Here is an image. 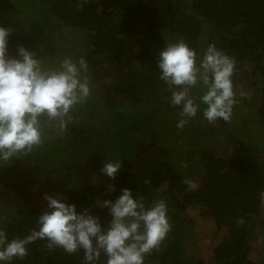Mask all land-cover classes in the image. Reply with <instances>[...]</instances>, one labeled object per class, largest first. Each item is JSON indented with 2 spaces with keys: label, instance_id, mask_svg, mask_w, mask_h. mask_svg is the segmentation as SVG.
Returning <instances> with one entry per match:
<instances>
[{
  "label": "trees",
  "instance_id": "1",
  "mask_svg": "<svg viewBox=\"0 0 264 264\" xmlns=\"http://www.w3.org/2000/svg\"><path fill=\"white\" fill-rule=\"evenodd\" d=\"M184 17L191 26L185 31L188 34L179 37L190 47L202 54L214 43L235 58L236 123L223 119L209 123L203 117L206 106L201 96H193L200 106L196 117L186 118L182 130L176 126L182 106L172 105V90L159 79L157 59L166 42L177 37L172 26ZM0 25L14 31L9 36L10 56L23 45L45 58V64H53L54 57L47 59L42 37L56 32V50H60L56 59L84 57L91 74V95L100 100L92 103L90 97L72 110L81 132L68 125L64 136L46 140L41 149L0 166V184L7 177L27 173L24 168L29 163L40 173L56 166L65 202L75 204L78 212L88 208L105 227L111 216L107 208L96 204L97 199L114 201L127 187L146 204L165 200L172 230L158 250L145 256L144 264H190L187 249L193 223L187 208L192 207L199 217L225 230L212 249L210 264H258L248 254L250 235L256 225L263 224L259 213L264 191V0H0ZM66 36L75 40L66 43ZM247 102L251 104L245 114ZM237 123H242L244 138L260 155V162L213 158L200 151L187 153L188 168L172 161L175 143L186 139L183 134L193 139H187L190 142L212 139L240 146V134L234 131ZM109 158L122 163L115 179L101 176L100 184L85 188L60 177L82 168H98ZM199 162L204 170L191 189L183 181H189L192 173L197 175ZM109 184L114 191H108ZM17 205L15 214L0 215V228L9 240L38 228L37 218L45 208ZM240 219L243 224L238 223ZM46 244V240L35 241L28 245L23 260L10 264H86L83 250L71 255L62 248L49 252ZM106 261L102 253L93 264ZM192 263L204 264L200 259Z\"/></svg>",
  "mask_w": 264,
  "mask_h": 264
},
{
  "label": "clouds",
  "instance_id": "2",
  "mask_svg": "<svg viewBox=\"0 0 264 264\" xmlns=\"http://www.w3.org/2000/svg\"><path fill=\"white\" fill-rule=\"evenodd\" d=\"M13 32L0 25V166L41 149L46 140L67 134L72 110L91 97L89 66L84 57L65 56L58 64H45L23 45L10 56L9 36ZM157 66L159 79L172 90V105L182 106L178 129L188 123L186 118L197 115L200 106L191 95L197 86L202 88L200 100L206 106L203 117L209 123L230 121L238 102L232 79L235 58L214 43L199 54L177 36L160 50ZM46 130L53 135H46ZM121 167L118 158H109L101 172L115 179ZM183 182L190 183L187 179ZM107 189L114 191V186L109 184ZM43 198L47 205L37 218L38 228L28 235L9 240L0 228V264L23 260L28 245L37 240H46L49 252L62 248L71 255L83 250L86 264L99 260L102 253L106 264H144L145 256L158 250L172 230L165 200L146 204L127 187L114 201L97 199L96 204L107 208L111 216L106 227L88 208L78 212L75 204L66 203L62 193H45ZM260 199L264 203V191ZM238 223L243 224V219Z\"/></svg>",
  "mask_w": 264,
  "mask_h": 264
},
{
  "label": "rangeland",
  "instance_id": "3",
  "mask_svg": "<svg viewBox=\"0 0 264 264\" xmlns=\"http://www.w3.org/2000/svg\"><path fill=\"white\" fill-rule=\"evenodd\" d=\"M187 19L184 17L182 21H179L178 24L173 25L176 30L175 36H180L185 33L187 29L191 26L186 23ZM63 31V30H62ZM61 31V32H62ZM62 37H64V33L62 32ZM57 36L56 32L48 33L46 36L42 37L43 46L46 49L45 54L47 55V59L53 58V64H58L59 61L56 59V55L60 53V50H56L57 44ZM72 40L75 39L72 37ZM70 38L66 36V43H69ZM45 58L43 59V61ZM90 70V69H89ZM90 74V71H89ZM91 75V74H90ZM200 87L197 86L193 88L191 91V95L194 97L201 96ZM247 98L251 96V93L248 92ZM92 93V103H99L100 100L98 98L95 99V96ZM241 95V94H240ZM251 103H244V112L247 114L248 110L246 109ZM238 116L232 112L230 123H236ZM173 120V117H172ZM242 123H237L234 126V131H238L239 138L241 140V145L237 147V145H221L218 141L212 139H205L201 141V143L190 142L189 140H193L192 138H187L188 135L183 134L182 137L186 138L179 140L175 143L174 152L172 155V161L175 162L180 168H188L190 164L187 161V153L190 151H200L201 155L210 156L213 158H228V157H240L246 159H252L256 162H260V155L256 154L254 150L249 148L250 141L245 139L244 130H242ZM70 127L75 129L76 133L81 132L78 129L77 120L73 119V121L69 124ZM258 127V125H256ZM241 129V131H239ZM264 134V133H263ZM46 135H53L52 132L46 130ZM64 136V135H63ZM66 151L61 152L63 155H66ZM264 158V156L262 157ZM262 164V162H261ZM186 165V167L184 166ZM27 173H20L15 177H10L5 179L2 184H0V212L1 217L4 215H8L9 213L15 214L18 210V205L23 204L28 208L30 207H46L47 201L44 200V194L47 193L49 195H55L60 191V179L59 174L61 173L58 168L52 167L47 169L46 173H40L36 170L34 171L31 164L27 165ZM60 166V165H57ZM197 167L200 169L197 172V175L192 173V177L189 179V188L194 189L199 183V172L204 170V164L199 162ZM102 166L98 168L88 167L82 168L78 170H74L72 174L62 175L64 181H69L75 187H88V185L100 184L101 176H105L101 172ZM107 178V176H105ZM62 179V178H61ZM59 180V182H58ZM192 185H195L193 187ZM12 202V203H11ZM15 203V205H13ZM187 214L192 219V230L193 233L190 236V241L188 243L187 255L189 257L188 262L193 264L192 262L200 259L204 262V264H210L212 260V249L216 243L221 240L223 233L225 230L222 228L217 229L214 226V223L210 219H203L199 217L198 210L192 207L187 208ZM260 218L263 220L262 225H256L255 229L252 231L249 239L250 251H249V259L258 264H264V203L261 202V208L259 213Z\"/></svg>",
  "mask_w": 264,
  "mask_h": 264
}]
</instances>
